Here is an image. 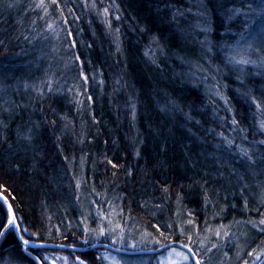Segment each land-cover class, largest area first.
Segmentation results:
<instances>
[{
	"label": "trees",
	"instance_id": "16d2710c",
	"mask_svg": "<svg viewBox=\"0 0 264 264\" xmlns=\"http://www.w3.org/2000/svg\"><path fill=\"white\" fill-rule=\"evenodd\" d=\"M38 2L0 0V120L7 124L0 127V137L7 138L0 139V194L9 198L22 228L28 229L19 235L45 244L119 247L109 237L92 240V234L89 243L83 242L81 221L86 218L91 228L100 221L92 203L97 201L113 226L136 227L166 245L169 240L187 243L181 227L189 234L198 229L190 245L194 250L221 246L202 256L205 264H240L238 251L250 264L247 252L264 247V233L236 222L264 218V167L257 164L253 174L239 157L222 153L218 135L234 136L237 142L244 134L249 141L264 139L258 130L261 117L253 115L254 106L241 95L251 90L264 98V69L249 66L242 87L235 68L226 63L225 45L235 42L239 30L228 9L249 0H58L59 7L45 0L47 14L35 8ZM199 12L206 15L207 34L197 27ZM206 35L213 45L208 55L201 44ZM49 79L53 91L44 87L43 98L24 86ZM9 107L11 113L3 111ZM233 115L244 133L232 131ZM155 225L169 240L160 237ZM221 225L235 235L218 240L214 231ZM33 232L40 233L39 240L29 236ZM99 250L74 254L86 264H103L96 258ZM34 251V256L71 254ZM9 254L19 256L20 264H36L22 252L14 229L0 238V260ZM122 255L138 260L156 254Z\"/></svg>",
	"mask_w": 264,
	"mask_h": 264
},
{
	"label": "snow or ice",
	"instance_id": "6c2138e0",
	"mask_svg": "<svg viewBox=\"0 0 264 264\" xmlns=\"http://www.w3.org/2000/svg\"><path fill=\"white\" fill-rule=\"evenodd\" d=\"M51 4L56 5L59 7L58 0H50ZM12 5H9L11 7ZM87 6V3H85ZM49 5L45 2V0H39L38 3L35 4V8L43 9L45 14L48 12ZM92 7L95 8V2H93ZM229 19H237L239 23V30L238 32L233 34V39L235 40L232 44H226V63L228 65H232L237 72V80L240 82V85L244 86V79L242 77L248 75L249 73L246 69L251 66L252 69H264V0H249V2L242 4L240 7H233L228 9ZM62 14V13H61ZM182 15V13H179ZM103 15L107 17L109 15V8H103ZM202 19L200 23L197 24L199 31L203 34H207L210 29L207 23V18L205 13L199 12L197 13ZM175 18V17H174ZM116 19H119L117 16ZM107 22V21H106ZM48 29H52L53 25L48 24ZM117 31H119L117 29ZM71 35V33H69ZM238 37V39L236 38ZM26 40L29 38L27 36L24 37ZM31 42V41H29ZM3 41L0 40V44ZM202 46L206 48L205 55L212 53L213 45L212 42L205 36V39L201 41ZM74 46V45H73ZM79 59V57H77ZM198 68H201L199 64H197ZM219 71V69H217ZM259 75V72L255 73ZM85 83L88 80V77L81 72L80 74ZM207 78V77H205ZM43 85V86H42ZM42 85H28L25 84V88L31 87L33 91L37 93V95L43 98L46 93L44 91V87L47 88V93H52V81L49 79L47 81H43ZM216 95L220 96L222 100L227 104L228 100L224 97L220 92H217ZM241 95L245 96L250 100V104L254 106L255 112L253 113L254 116L257 114L261 117L258 120V130L261 133H264V98L258 99L254 94L251 93V90H247L241 93ZM87 99L91 101L92 97L88 96ZM79 103V102H78ZM15 107H20V105H15ZM229 112L232 111L231 108L228 109ZM4 112L11 113L13 109L11 107L5 108ZM55 123V121H53ZM231 129L233 132L239 129L240 133H244L245 129L240 127V121L236 119L235 115L231 117ZM0 127H7V124L0 120ZM222 137L221 143L224 147L221 149V152H227L229 156H237L239 160L244 165V167L248 170H251L253 174H257L255 171V166L260 164L264 167V139L261 140H253L249 141L248 135L244 134L241 135L240 141L237 142L236 137H228L225 136L223 132L218 133ZM0 139L6 142V137H0ZM27 139H31L28 137ZM245 141H248L246 144ZM12 146L9 145V148ZM219 147V145H217ZM234 150V151H233ZM108 163L113 167L116 168L117 164L114 163L112 160H108ZM14 168L18 171L20 169L19 164H15ZM243 179V177H241ZM207 183V181H205ZM77 188H80V183L78 182L76 185ZM5 191L7 189L5 188ZM167 191V189H165ZM208 197L205 195V200L207 201ZM226 199V198H225ZM93 204H97L98 207V216L100 219V223L95 228H91L86 223L85 220H82L81 223L85 224L84 227V243H89L88 236L89 234H94L95 239H99L100 237H108L111 236V244L112 245H121L120 247H116L115 251L117 253L124 251L127 252L129 250H135L137 248V244L135 242L129 243L128 248H124L123 244L126 243L124 237V228L120 224H115L113 226L112 219L105 214L102 210H100L98 202L92 201ZM159 207V205H157ZM244 207L247 209L248 202L245 200ZM258 211V209H257ZM191 216V213H189ZM261 216L264 217V213H261ZM51 220V217L48 218ZM20 217L17 216L13 204L9 202V198L6 196H0V238H4L8 235L11 229H15V231L19 234L21 231L28 232L27 228H22L21 224L19 223ZM189 225L193 224V221L189 219L187 221ZM236 223L250 225L252 229L264 233V218L259 219V221L255 220H247V221H237ZM159 235L164 240H169L168 236H165L163 231H160L159 225H155ZM168 228H172V224L167 225ZM117 230H119V234H117ZM56 231L59 232L60 229L57 227ZM198 229L197 232L193 234L187 233L183 227L180 228V236H183L187 243H182L179 248L172 246L175 241L169 240V243L163 244L160 240H153V243L160 245L161 248H164L167 252V255L160 260L159 264H205L202 259V256L205 255L207 252H212L213 249H217L221 247L217 243H212L211 247L206 249V252L201 253L194 250L193 247L190 245L193 242L194 236H198ZM209 232H213L211 228L207 229ZM62 235V234H61ZM235 234L230 233L226 226L221 225L220 229L214 231V236L219 239L227 240L230 236H234ZM245 237H247V233H242ZM30 237H36L39 240L40 233L33 232L29 233ZM49 236H51V232H49ZM143 239V238H142ZM204 239L199 240V244L201 248L205 247ZM238 239V238H237ZM19 240L21 241L22 249L25 253L31 256V252H29V246L31 245L33 248H41L46 250V244L44 242L37 243L35 240L32 239H25L23 235H19ZM264 243V242H262ZM59 248L66 247L64 244H59ZM72 247L73 250L75 249L74 245H69ZM108 246L105 245V248ZM237 249L241 251L242 246L237 243ZM223 256L225 258L230 259L229 252L224 251ZM237 260L241 261V264H249L248 259H242L240 256V252L236 253ZM247 256L251 258L252 264H264V247H256L252 248L250 251L247 252ZM35 259L36 264H86V261L82 259L79 255L74 257V260H70L69 256L64 255H56L55 252L51 254L41 255L37 254L33 257ZM97 259L109 260L111 264H126L123 257H118L112 255L111 252L106 251L102 257H97ZM5 264H20V257L15 256L13 257L12 254H9V258L5 262ZM223 264V261L220 262Z\"/></svg>",
	"mask_w": 264,
	"mask_h": 264
},
{
	"label": "rangeland",
	"instance_id": "374dc122",
	"mask_svg": "<svg viewBox=\"0 0 264 264\" xmlns=\"http://www.w3.org/2000/svg\"><path fill=\"white\" fill-rule=\"evenodd\" d=\"M256 181H258V183L260 182V180L257 178H256ZM261 183H263V179H262ZM99 223H100V221L97 222V225ZM117 234H119V230H117ZM108 237H109V242L111 244V238L112 237L111 236H108ZM124 237H125L126 243L123 244V247H125V248H128L129 243H131V242H135L137 244L136 249L153 247L154 245H156L155 243L152 242L151 238L147 237L145 234H143L136 227H125L124 228ZM101 238H103V237H100L97 240H100ZM91 239L96 240L94 238V234L91 235ZM115 246L120 247L121 245H115ZM149 250H151V249H149ZM106 251H108V250L103 249V250L97 251L96 258L102 257ZM57 252H63V251H57ZM108 252H111V251H108ZM46 254H51V253H42V255H46ZM111 254L118 256V257H123L126 264H159L160 260L163 259L167 255V252H166V250H164V251H162L156 255H153V257L148 256L147 258H143V259L138 258V260H128V259L124 258V256L122 255L123 253L111 252ZM56 255H64V254L56 253ZM64 256H69L70 260H74V257L76 255L73 252H71L70 255H64ZM100 260L103 262V264H111V262L109 260H103V259H100ZM6 261H7L6 259L0 260V264H5ZM221 261L222 260H214V261L210 262V264H219V262H221ZM58 264H59V262H58ZM224 264H226V262ZM227 264H232V263L228 262ZM250 264H252V261H250Z\"/></svg>",
	"mask_w": 264,
	"mask_h": 264
},
{
	"label": "water",
	"instance_id": "95a60500",
	"mask_svg": "<svg viewBox=\"0 0 264 264\" xmlns=\"http://www.w3.org/2000/svg\"><path fill=\"white\" fill-rule=\"evenodd\" d=\"M0 196H2V195L0 194ZM14 233H15V236H16L17 240L21 244V241L19 240V234L15 231V229H14ZM105 245H107V244H93V245L82 247V248L81 247H75V249L73 250V248L69 247V246H66L64 248H59L58 244H46V249L73 252V253H83V252L90 251L92 249H106V250L111 251V252H116L114 247H112L110 245H107L108 247L105 248ZM172 246H175V247L179 248L180 244L174 243ZM29 249H35V248H33L30 245ZM163 250H165V249L164 248H159V249L150 250V251H141V252H124V251H121L119 253H127V254H158V253L162 252ZM25 254L36 263L35 259H33L34 255L32 253H31L32 254L31 256H29L27 253H25Z\"/></svg>",
	"mask_w": 264,
	"mask_h": 264
},
{
	"label": "flooded vegetation",
	"instance_id": "af4514ba",
	"mask_svg": "<svg viewBox=\"0 0 264 264\" xmlns=\"http://www.w3.org/2000/svg\"><path fill=\"white\" fill-rule=\"evenodd\" d=\"M22 252H24V251L22 250ZM29 252H35V251H34V249H29Z\"/></svg>",
	"mask_w": 264,
	"mask_h": 264
}]
</instances>
